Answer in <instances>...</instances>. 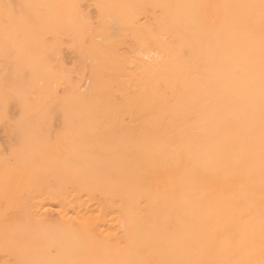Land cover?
<instances>
[{"label":"bare ground","instance_id":"obj_1","mask_svg":"<svg viewBox=\"0 0 264 264\" xmlns=\"http://www.w3.org/2000/svg\"><path fill=\"white\" fill-rule=\"evenodd\" d=\"M0 264H264V0H0Z\"/></svg>","mask_w":264,"mask_h":264},{"label":"rangeland","instance_id":"obj_2","mask_svg":"<svg viewBox=\"0 0 264 264\" xmlns=\"http://www.w3.org/2000/svg\"><path fill=\"white\" fill-rule=\"evenodd\" d=\"M66 57H67V54H66ZM70 56H69V54H68V58L66 59V60H68V61H70V58H69ZM53 248V249H52ZM51 251V254H53L54 252H55V249H54V247H51V249H50Z\"/></svg>","mask_w":264,"mask_h":264}]
</instances>
